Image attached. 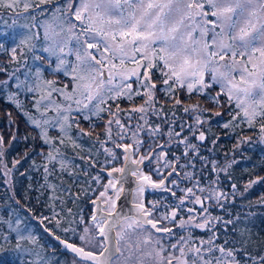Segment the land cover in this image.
<instances>
[{
    "label": "rangeland",
    "instance_id": "obj_1",
    "mask_svg": "<svg viewBox=\"0 0 264 264\" xmlns=\"http://www.w3.org/2000/svg\"><path fill=\"white\" fill-rule=\"evenodd\" d=\"M17 41L26 45V51L24 55L14 56L12 49L13 57L9 59L13 68L10 79L15 80L16 86L8 84L1 92L11 100L35 89L40 94L47 93L49 107L57 106L55 95L58 94L59 107L64 113L60 120L55 118L60 121L57 126L61 131L68 129L61 128L60 123L69 118L71 110L79 107L97 113L109 98L126 100L150 92L146 95L151 102L149 114L153 113L155 92L150 91L152 82L146 74L149 66L156 65L176 86L203 93L212 90L226 105L234 104L247 117L264 108V0H0V46ZM40 47L42 57L35 53ZM48 71L52 77L46 74ZM156 87L154 84L153 88ZM117 113L108 116L113 131L109 140L100 141L102 146L107 145L108 157L111 161L119 156L123 159L125 151L121 146L125 145L133 147L136 158L141 155L146 159L151 154L140 175L148 174L151 179L161 181L170 167L166 162L171 155L168 148L173 143L172 134L165 131L162 138L147 141L149 136L142 132V121L133 128L130 118L121 111ZM161 120L164 127L167 119ZM197 123L201 125L198 120ZM37 124L42 132L49 128L44 121L38 120ZM133 129L140 132L128 136ZM187 137L190 139L192 135ZM44 138L54 140L57 136L44 135ZM263 140L264 134L259 141ZM0 145V170L13 195L12 170L5 162L6 146L1 137ZM97 176L100 183L101 173ZM105 180L98 197L103 196L111 210L114 202L105 187L111 188L115 181L108 176ZM195 182L186 178L167 183L171 189L165 192L173 195L170 199L179 213L175 217L176 210L171 209L166 224L179 223L181 229L189 230L207 224H225L224 214L212 218L208 213L215 203L225 200L222 192L216 191L213 199L206 195L208 190L202 191ZM91 192L90 196L95 194V185ZM135 199L145 202L151 212L166 201L141 188L137 189ZM192 206L186 218L183 212ZM92 209L89 222L86 216L79 222L80 226L72 225V219L66 222L62 219L53 221L54 230L49 229L89 250L100 251L103 247L95 237L99 224L98 219H92ZM21 212L27 214L15 221L8 220V230L0 238L4 243L1 249L8 259L15 264H58L59 244L44 232L41 220L30 216L24 207ZM84 215L81 211L76 219ZM140 225L133 218L127 219L118 233L121 244L127 243L131 237L128 233ZM175 236L174 233L157 236L156 245L149 246L152 251L146 264H165L166 258L179 254L182 256L177 264H210L208 260L204 263L203 258L204 253L214 248L212 238L195 237L190 244L185 241L178 244ZM162 241L166 250L157 247V242ZM69 258V264H89L73 253ZM125 264H130V260Z\"/></svg>",
    "mask_w": 264,
    "mask_h": 264
},
{
    "label": "trees",
    "instance_id": "obj_2",
    "mask_svg": "<svg viewBox=\"0 0 264 264\" xmlns=\"http://www.w3.org/2000/svg\"><path fill=\"white\" fill-rule=\"evenodd\" d=\"M12 49L14 56L24 55L26 45L17 41L0 46V137L6 146L5 162L12 170L14 189L12 195L0 170V238L8 230V220L15 221L27 214L21 212V207L29 215L41 218L52 230V222L62 219H72V225L80 226L85 215L76 217L81 211L83 214L91 197L94 174L99 173H95V168L105 165L103 156L107 152L100 141L113 132L108 116L121 111L130 118V127L142 121V132L149 136L147 141L162 138L165 131L172 134L173 143L168 148L171 155L166 162L169 168L178 163L183 176L195 179L194 184L202 191L208 190L206 195L215 199L216 191H221L225 197L208 213L212 218L224 214L227 222L192 228V238H212L215 248L210 256L222 264H264V140L259 141L264 134V108L247 117L234 104L226 105L212 90L203 93L176 86L156 65L149 66L146 74L152 82L150 91L155 92L153 113L149 114L151 102L146 95L150 92L126 100L109 98L97 113L79 107L71 110L69 118L60 123L61 128L68 129L61 131L56 118L60 120L64 111L59 107L58 94L57 108L47 106V93L40 94L35 89L11 100L2 94L8 84L16 86L15 80L10 79ZM41 51L40 47L36 55L42 57ZM49 72L46 74L52 77ZM163 117L167 119L164 127ZM38 120L46 122L48 130L42 132ZM139 132L133 129L127 135L136 136ZM154 133L158 136L152 137ZM44 135L57 138L48 140ZM2 242L0 264H8ZM210 256L204 254V263Z\"/></svg>",
    "mask_w": 264,
    "mask_h": 264
},
{
    "label": "flooded vegetation",
    "instance_id": "obj_3",
    "mask_svg": "<svg viewBox=\"0 0 264 264\" xmlns=\"http://www.w3.org/2000/svg\"><path fill=\"white\" fill-rule=\"evenodd\" d=\"M90 134L95 135L94 132H91ZM107 137H109V134L107 135ZM108 140H109V138L103 139V141H108ZM105 146L107 147L106 144H105ZM105 146H102V147L105 148ZM115 149L117 151H119L117 147H115ZM106 155H107V153H106ZM106 155L103 156L105 165L99 166L98 168L97 167L95 168V170H98V172L101 173L102 177H101V182L99 183L98 176H97L99 173L97 174L95 171V173H96V174H94L95 194L92 195L90 197V199L87 200V207L84 210V214H85L88 222H89L88 219H89V216L91 213L92 206H94L92 203H89V202L94 197L98 198V195H100L99 191L102 189V187H103L102 185L106 181L105 179H106L107 175L103 172L102 169H109L111 166L121 165V163H123V161H124V158L122 159L121 156L118 157L119 159H117V160L114 159V161H111L110 156L108 157V155L107 156ZM175 162H177V161H175ZM177 165H178V163H177ZM177 165L175 163L174 165L171 166V168H169L167 170L168 172H170L176 166L175 173L171 174L167 183L168 182L171 183V182H175V181H184V179H186L183 176L182 171L178 168ZM177 173H181L180 176H178ZM167 188L169 190L171 189L170 187H168V184H167ZM105 190L107 191L110 199H113V198H111L113 191L112 190L110 191L109 187H107V186L105 187ZM154 193H155V197L165 198L166 201L160 203L159 208H157L155 212H151L148 208V205L145 202H141L142 204H144V210L143 211L148 214V219L146 222H142V221H138L136 218H134L141 225L137 228L134 227V229H132V231L136 229L135 232L130 231L128 233L129 234L128 236H131V237H129L127 239V243H125L124 245L121 244L120 241L122 239L119 238L120 234H118V233H119V229L121 228V226H123L124 222L127 219L123 220L119 225H113V231L110 232V234L113 237V241L110 242V244H108L106 236L101 233L102 229L105 228V225H106L104 223L106 221V217L104 215L101 217H98L99 229L95 233V237L97 240H99V242L103 248L100 251H94V250H90V251H94L96 253H101V257H102V259H104L103 263L108 260L107 264H125V263H127L128 260H130V264H146L147 257L149 256L148 254L152 251V248H150L149 246L151 244L156 245V243H154V239L159 235H166L167 236V234L174 233L176 235L175 239L177 240L178 244L179 243L185 244V242L190 244L191 241L194 239V238H192V232L189 231V229H185V228L181 229L179 223H167L166 224V220H167V218H169V213H170L171 209L176 210V213L174 214L175 217L179 213V210L176 207H174V204H172V200L170 199V198H172L173 195L168 194V192H165V193L154 192ZM100 197H102L101 201H100L101 202L100 205H102L103 209H105L106 211H112V209L114 208V205H113L112 209L110 210V206H108L109 202H106V199H104L103 196H100ZM199 203H200V200L198 199L197 204H199ZM192 208H194V207L192 206V207L188 208L187 213L185 214L186 218L189 216L188 214L191 213L190 211L193 210ZM92 212H93V209H92ZM158 213H159V217H156L158 215ZM180 214H182V213L180 212ZM85 216H84L82 222L85 220ZM36 218L42 221L41 218H39V217H36ZM36 218H33V219L36 220ZM94 220H96V219H94ZM56 235L58 237L60 236L64 239L68 240V237L62 236L61 234H59V235L56 234ZM68 241H72V242L78 244L73 239H70ZM183 241H185V242H183ZM157 243H158L157 244L158 249L166 250L165 241L157 242ZM59 247H60V244H59ZM214 248H215V246H214ZM59 252L60 253H56V259H58V264H69L70 263L69 257L72 253H69L67 251H62V250H60V248H59ZM181 256H182L181 254H179L178 257L169 256L168 258H166L165 264H177L178 263L177 261ZM206 256L207 257L210 256V251H209V253H206ZM212 258H211V256H210V259L207 258V260L209 261L210 264H219V262H217V260L214 261ZM7 261H8L7 262L8 264H11L10 260H7ZM83 261H86V260H83ZM86 262L89 264H92L88 261H86Z\"/></svg>",
    "mask_w": 264,
    "mask_h": 264
},
{
    "label": "water",
    "instance_id": "obj_4",
    "mask_svg": "<svg viewBox=\"0 0 264 264\" xmlns=\"http://www.w3.org/2000/svg\"><path fill=\"white\" fill-rule=\"evenodd\" d=\"M104 72V71H103ZM104 77L106 73L104 72ZM125 151L124 161L121 165L110 167L109 169H102L103 172L115 182L113 186L109 188L113 191L111 198H113L114 208L112 211H106L100 205L102 197H94L89 203L94 205L92 219H98V217L105 216L106 221L104 222L105 228L102 229V234L106 236L108 244L113 241V237L110 232L113 231V225H119L123 220L129 218H136L138 221L146 222L148 214L144 212V204L136 201L135 194L137 189H143L151 192H165L169 191L166 189V183L171 176L175 173V168L170 172H167L165 177L161 181L153 180L148 174L140 175L145 165L150 161L151 154L146 159H142L141 155L134 157L133 147L130 145L121 146ZM44 232L52 237L58 244L62 251L73 253L80 260H86L92 264H107L108 260L103 263L101 253L90 251L83 246L68 241L62 237H58L52 230L47 228L41 223ZM99 235V234H98Z\"/></svg>",
    "mask_w": 264,
    "mask_h": 264
}]
</instances>
